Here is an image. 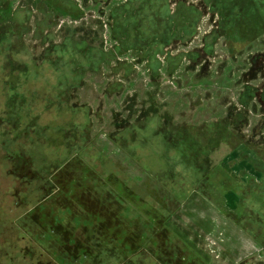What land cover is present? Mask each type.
<instances>
[{
    "label": "rangeland",
    "instance_id": "1",
    "mask_svg": "<svg viewBox=\"0 0 264 264\" xmlns=\"http://www.w3.org/2000/svg\"><path fill=\"white\" fill-rule=\"evenodd\" d=\"M118 1L6 0L0 7H10L7 15L0 13L4 60L12 62L17 53L15 62H32L37 75L31 82L42 77L44 88L63 87L66 107L76 112L82 106L88 117L82 131L75 125L64 132L73 135L69 158L52 164L42 177L31 171L50 189L18 215L20 232L59 264H118L138 249L162 264H247L255 258L264 264V113L257 97L246 106L239 102L249 83L245 73L264 54L259 22L253 27L244 22L250 0H224L222 17L233 15L234 25L224 26L211 56L168 61L164 55L154 72L141 53L114 48L107 23ZM251 3L254 19L264 21V0ZM207 29L208 20L184 51L199 50ZM43 34H48L44 42ZM54 62L100 64L94 72L85 71L79 86H63L50 69ZM9 102L12 119L23 121V100ZM36 113L27 126L46 128L53 114ZM182 141L187 158L178 164L171 160L172 147ZM164 153L169 157L162 158ZM153 157L159 163L154 173L145 165ZM33 161L15 154L16 169L26 170ZM157 173L172 184L185 177L186 187L205 185L208 199L197 187L185 201ZM241 215L249 224H241ZM233 251L239 257L228 259Z\"/></svg>",
    "mask_w": 264,
    "mask_h": 264
},
{
    "label": "trees",
    "instance_id": "2",
    "mask_svg": "<svg viewBox=\"0 0 264 264\" xmlns=\"http://www.w3.org/2000/svg\"><path fill=\"white\" fill-rule=\"evenodd\" d=\"M4 1L6 0H0V7H4ZM207 1L208 0H119L115 2L116 4L110 8L108 13L109 17L107 23V28L116 44L114 48L119 53L120 50L141 53V56L147 61V68L153 72L160 69L161 63L159 60L161 57H164V55H166L165 58L168 59V61H177L183 58L191 61L196 59L194 55L198 56L197 59L199 60H202L203 57L206 58L211 56L217 41L223 36L224 26H227V23H231V26L234 25V22H230L229 20L231 18L233 19L234 16L225 14L224 17H222L221 5L225 2L224 0L223 2L222 0H211L212 2L210 5ZM226 6L227 8L230 7L229 4ZM252 7L253 5L250 0L246 7L247 16L244 18L246 19L244 22L249 23L251 27H253V24L259 22L257 24V28L259 29L258 32L264 34V21L256 20V18L254 19V7ZM9 9L10 7H6V9L1 10L0 13L7 15L10 11ZM19 10H22L25 14L30 13L28 8H21ZM42 13L47 16V18L50 17L44 10ZM207 20L209 22V29L203 32L200 38V49L193 51L190 48V50L184 51L194 40L198 39L197 35L199 34V30L202 28V24L207 22ZM262 22L263 31H261L262 29L260 27ZM46 36H48V34H43L41 41L44 42ZM2 41L7 45L9 39L7 38ZM177 50L181 51L176 52ZM172 51L176 53L173 54ZM55 52L61 54L58 48ZM167 54L169 55L168 57ZM201 54H203V56H201ZM2 55L3 53L0 52V108L2 107L0 109V178L5 180V184L0 185V243L8 241L15 242L14 244L16 245L10 252H15V254L18 255L19 252L26 253L30 248L32 251L36 249L37 252H40V249L34 246L30 237L20 232L18 227V215L25 212L26 209L30 208L31 204L38 202L41 197L45 196V192L50 188L47 182L45 186L42 184L44 180L40 177H42V174H44L43 172L48 168L52 169L54 163H60L64 159L69 158L71 155L69 150L72 151L70 147L74 145L72 142L73 140H70V137H73V135H64V132H70L71 127L75 125L82 131L81 128L84 129L88 117L82 106H78L79 108L76 112H73V109L70 107H66L63 100L65 99L63 87H61L62 89L58 87L56 90L50 88V86L44 88L47 83L42 77L38 78V82H31L37 75V69L32 62H8L4 60ZM258 55L260 60L262 59V62H252V67L245 73L246 76H249V80L244 81V83H249H245L243 86V90L239 96V102L242 106H246V104H248L246 101L257 97L258 104L261 106L263 109L262 112L264 113V54ZM16 56L17 53H14V60H17ZM65 59H69V57L67 56ZM54 63H57L55 66L56 69H54L55 67L50 69L57 71L60 79L59 82L62 83L63 86L65 84L79 86L85 71L90 70L94 72L100 64V62ZM205 63L206 62H204V64ZM176 64L177 62L175 63V67ZM253 74L255 76H253ZM243 76L244 75H242V78ZM251 80L253 82L259 80V85H257V82L254 84L250 83ZM15 98L23 100L20 106L23 107L24 115L22 118L24 119L23 121L19 120V123L12 119V115L10 114L11 106L13 108V105H10L9 101L10 99L14 101ZM4 103L6 105H4ZM252 103H254V101ZM16 106L18 105L14 103V107ZM39 110L43 112V116H45L46 113L53 114L51 122H46L44 124L47 127H53V124L57 125L53 127L55 129L59 128L57 131H55V129H47V127L43 129V127H40L38 124L27 126L30 121L34 120L33 116H37L35 114H37L36 112ZM77 115H80L77 118L78 121L75 119ZM33 135L34 137H32ZM22 139L27 140L25 144L21 141ZM8 140L9 142L7 143ZM57 141H59L61 145H55ZM182 142L181 145L172 147L174 154L171 160L173 162L177 161L178 164L181 159L187 158L181 153V150L185 148L183 147L185 146V141ZM59 147H62L60 152ZM15 154L27 159L33 157L34 163L31 162V164H27L26 168H24L26 170L16 169ZM167 156L168 153H164L162 158H167ZM58 158L60 159L58 160ZM160 161V164H163V159ZM147 162L148 163L145 164L146 168L148 169V167H151L153 169L152 173H154V171L156 172L155 167L157 168L156 165L159 164L158 158L153 157L151 160L147 159ZM188 169L191 170V167H188ZM31 171L36 172L40 177H35V174H32ZM181 172L182 171H179L180 174ZM158 174L159 173H157V175ZM183 178L185 177H182V179L180 178V180L178 178L174 179L173 183L175 184H172V180L166 179L163 175H161V177L159 176V180L162 184L166 186H175V189H178V191L182 193L179 195L182 199H185L186 194H190V192L197 189V187L200 188L198 192H204L205 195L207 194L209 196L205 185L203 186L201 184L198 186V184H191L189 187H186L182 182ZM206 179L208 180V177H206ZM182 186L185 188L184 190ZM170 188L172 189V187ZM239 220H244L241 221V224H249L247 216L245 215H241ZM260 221L263 224L262 218L258 222ZM3 229L6 231L5 234L2 233ZM247 233L249 236L253 234L250 230H248ZM23 241H25V243ZM22 246H27L29 249L27 251L25 249H19ZM142 258H144L143 261L145 264H152L150 257L140 254L128 263L137 264L140 261L136 259ZM17 263L19 264V262Z\"/></svg>",
    "mask_w": 264,
    "mask_h": 264
},
{
    "label": "flooded vegetation",
    "instance_id": "3",
    "mask_svg": "<svg viewBox=\"0 0 264 264\" xmlns=\"http://www.w3.org/2000/svg\"><path fill=\"white\" fill-rule=\"evenodd\" d=\"M8 62H11V61L8 60ZM12 62H15V60L12 59ZM139 144H138V146H139ZM152 167H154V166H152ZM158 175L161 177V174H158ZM159 176H158V179H159ZM179 194L181 195L182 193H179ZM187 200H189V199L187 198L185 201H187ZM2 233L5 234L6 231L3 229V232ZM23 242L25 243V241H23ZM14 243L15 242H13V241L12 242L11 241H8V242H2V243H0V245H1V247H0V264H18L17 262H19V264H59L58 262H55L52 259V257L48 255L47 252H46L47 254L46 253H43L41 250H40V252H37L36 249H34V251H32L31 248L29 249L27 247L28 245L27 246H22L21 248H19V249H25L26 251L29 249V251H27L26 253L25 252H19L18 255H17V254H15V252H10V251H12L14 249V246L16 245ZM33 243L35 244V242H33ZM74 252H76V251H74ZM140 252H141V249H138L134 253H137V254L139 253L140 254ZM134 253L129 254V255L125 256V257L122 256L121 259L119 258L118 259V261H119L118 264H126L130 260H132L134 257H136V256L139 255L138 254V255L134 256L135 255ZM149 256H150V258L152 257L151 255H149ZM46 258H48V259H46ZM143 259L144 258H142V259H136V260L140 261L137 264H145L144 261H143ZM255 259H253L252 262L247 263V264H256L254 262ZM151 260H152V264H162V263H159L158 261L155 262L153 260V257L151 258ZM128 264H130V263H128ZM257 264H259V263H257Z\"/></svg>",
    "mask_w": 264,
    "mask_h": 264
},
{
    "label": "crops",
    "instance_id": "4",
    "mask_svg": "<svg viewBox=\"0 0 264 264\" xmlns=\"http://www.w3.org/2000/svg\"><path fill=\"white\" fill-rule=\"evenodd\" d=\"M263 49H264V47H263ZM240 235H241V234H240ZM240 235H239L238 237L235 238V241L238 240V239L240 238ZM229 236H230V235H229ZM247 238H248L249 240L253 241L252 239L249 238V236H248ZM233 240H234V236L232 237V241H233ZM235 243H236V242H235ZM235 251H237V250H235ZM235 251H233V252H229V253L227 254V256H228L227 258H228V259H232V260L235 259V258H238V257H239V256H238V252H235ZM229 256H230V257H229ZM258 258H259V256H258Z\"/></svg>",
    "mask_w": 264,
    "mask_h": 264
}]
</instances>
